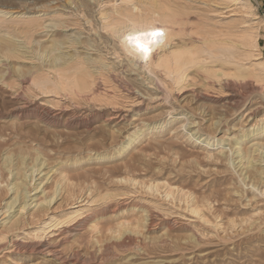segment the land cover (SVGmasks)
I'll return each mask as SVG.
<instances>
[{"label":"rangeland","instance_id":"rangeland-1","mask_svg":"<svg viewBox=\"0 0 264 264\" xmlns=\"http://www.w3.org/2000/svg\"><path fill=\"white\" fill-rule=\"evenodd\" d=\"M147 1L0 0V34L27 57L0 56V264H264V175L259 189L245 184L250 165L239 161L250 147L254 167H264V133L244 136L264 124V80L248 79L250 93L237 87L248 93L233 107V78L211 59L162 76L124 56L107 27L150 13ZM160 1L184 19L153 60L215 39L262 71L264 0ZM49 38L75 42L51 55L82 52L102 72L91 91L41 92L29 81V68L49 60L39 54ZM90 56L100 63L88 65ZM60 239L66 261L27 249Z\"/></svg>","mask_w":264,"mask_h":264},{"label":"bare ground","instance_id":"bare-ground-1","mask_svg":"<svg viewBox=\"0 0 264 264\" xmlns=\"http://www.w3.org/2000/svg\"><path fill=\"white\" fill-rule=\"evenodd\" d=\"M67 2H69V5H72L75 3L74 0H67ZM147 3L149 5L148 11H150V13H146L143 15L136 14V15L130 16L127 20H120V21H118L117 24H115L111 27L110 26L107 27L109 29L111 35L117 39V44L119 45V49L121 50V52L124 53V56L126 55L133 60H137V61L142 62L144 65L146 64L150 68L151 71H153L155 74L160 73V74H162V76H163V74L167 75V76L168 75L171 76L170 74L172 72L176 73V72L180 71L184 64L187 65L186 64L187 62H192V63L195 62V63L200 65V64H202V61L204 58H205V60L211 59V61H213L215 64L220 66L221 70H220V72L218 71L219 72L218 74L220 76H227L229 79L233 78V80L231 79L232 81L228 84V91L226 90L228 93H226L227 97L225 99V104H227L229 106H233V107L236 106V104H239L243 99L247 98V97L244 98V95H245L244 92H246L247 90L249 91V93L252 92V88L248 87V85L250 84V82L247 81L248 79H254L256 82H261L264 80V67H263L261 72H256L254 70H251L250 68L244 67L242 61L246 60L249 57V53H246V51L244 49H240V48L234 46V43H232L231 41H225V42H222L221 44H219V42L216 41L215 39H212L209 41L205 40L204 41L205 47H202V48H186V49H184L183 47H178L177 50L173 53V55H171V56L158 55L157 59L153 60L152 57H153L154 51L158 47H160L164 42L160 46H157V44L159 43V38L161 35L152 36V35H146L145 33H151V32L162 33L163 31H166L168 34L166 42H168L171 39L173 30L175 29L174 26L175 25L179 26L181 24L182 20L184 19V16H183L184 13L182 10L173 9L167 4H162L160 0H148ZM53 25H55V24H53ZM58 26H59V24H58ZM30 29H33V28H30ZM180 29H182V28H180ZM29 33H31V32H29ZM56 34H58V33H56ZM25 35H26V32H25ZM29 35H31V34H29ZM9 36H12V35H9ZM9 36L7 34L6 35L0 34V56L6 57V58H13V57H17V58L18 57L19 58L25 57V58H27L26 56H23L18 52L19 51V49L17 48L18 45H15L17 43V42H15L16 38L13 39L14 38L13 36H12L13 38L9 37ZM59 39L60 38H53V39H50V41L47 40L48 44L50 42L49 45L48 44L44 45L43 43H41V40H38L41 43L39 54L43 53V54H45V57L47 56V58L49 56V60L46 61L47 63L44 66H41V67L38 66L36 68H33L32 70H31L32 66H31V68H29V70H30L29 71V81H31L35 85V87L37 89H39L41 92H47L50 90H54L56 88H58V89L59 88L60 89L65 88L69 91H79V92L91 91L92 87L94 85L96 76L99 77V75H102V72L96 73V71H97L96 70L95 73L97 75L94 74V71L92 73L88 69V66L86 67L83 64V62L81 61L82 60V52L81 53L68 54V52L64 51L62 53L63 49L65 50L67 47H70V46L72 48V46L74 45L73 43H75V42L72 41L71 44L68 46L67 43L69 42V40L67 42L65 40H59ZM63 39H65V38H63ZM78 41H80V40H78ZM78 41L76 40V42H78ZM149 41H152V42L149 43ZM65 44H66V47H64V46L62 47V45H65ZM81 44H84V46L85 45L87 46L90 43L88 44V42L81 41ZM93 45H95V44H93ZM77 46H78V44H77ZM81 47H82V45H81ZM61 48H63L61 52H57L54 55H51V54H53L54 51L61 50ZM87 48L90 49L89 47H87ZM145 48L148 49L149 51L145 52L144 51ZM77 51H78V49H77ZM83 53H84V51H83ZM138 53H143L145 55V57H147V55L150 53L149 59L147 61H141L138 58ZM27 54H28V52H27ZM85 55L87 56V54H85ZM31 57H33V56H31ZM47 58H45V59H47ZM28 59H31V58H28ZM100 59H101V57L93 58V56H92V58H91V56H90V58H87L88 65H90L93 62L94 63L98 62V61H100ZM43 63H45V62H43ZM99 63L100 62H98V64ZM204 65L207 66V63ZM204 65L202 64L200 66L204 67ZM45 66L54 75L53 80H51L48 76V74L50 72H47V73L44 72ZM99 69H101V67H99ZM161 81L163 82V80H161ZM251 84H253V83L251 82ZM237 87L244 88V90L246 89V91L243 92V90L242 91L240 90L243 93L238 92ZM246 93H248V92H246ZM249 95H248V97H249ZM242 102H244V101H242ZM258 133H264V124H262V125L258 124L256 129H254L253 131H251L249 133H246L244 136L245 137L255 136ZM193 134L194 133H188L190 138L194 137ZM148 139H150V138H148ZM134 141L132 140L127 146H125V151H127L131 148ZM243 141H244V139H237L235 141V144L238 146H241L240 144H242ZM238 146L236 148L237 150H238V148L240 149V147H238ZM152 147L158 148L155 145H152ZM243 147H245V146H243ZM245 148L243 150L240 149L241 151L239 150L240 152H242V153H240L241 154L240 155L241 160L239 159V161L241 162L242 159L245 158V160L247 159L246 163H248L250 165L248 167L246 166L247 168L245 167L247 169L246 173L249 174V182L247 183V181H246L245 184L249 185V183H251V186L256 188L259 185L258 179H262V175H264V167L262 169L260 167L255 168L254 166H256V165H254V163H256V162L253 163V161H255V159L254 160L251 159L252 158L251 152L255 151V149L253 151L252 150L250 151V147H248L249 149H245ZM253 148L254 147L251 146V149H253ZM234 153H236V152H234ZM230 154H229V156L233 155V154H231V155ZM227 157H225V159ZM231 158L233 159L232 156H231ZM222 159H224V158H222ZM228 160H230V159H228ZM236 160H235V162H236ZM258 161H259V159H258ZM229 164H231V162ZM234 164L236 165V163H234ZM234 164H231V165L233 166ZM244 165H246V164H244ZM245 168H243V169H245ZM28 171H29V169H28ZM50 171H52V169H50ZM49 172H48V174H49ZM9 173H12V170H9ZM245 174L243 176H245ZM246 177H245V179H246ZM123 179L129 180L125 177H123L122 180ZM6 181H7L6 177L2 174V172H0V189L5 187L4 183ZM9 185H10V183H7L6 187L8 188ZM19 185H21V184L15 183L14 186L12 187V189L14 188L16 190V188H18ZM148 187L149 188H152V187L157 188V185L151 184ZM19 189H18V192H19ZM167 193H168V195H171L172 190L169 188ZM52 197L50 198V201H52ZM16 201H17V198L15 197L14 199L7 202L6 207L8 209H11L13 207V205L16 203ZM193 206H194L193 211H197L198 206H195V205H193ZM153 223H154L153 221H150L149 225H151ZM80 226H84V225H80ZM118 234L121 236L122 232H119ZM129 238L130 237H126V239H128V240H129ZM3 239H4V237L0 236V240H3ZM61 243H62L61 239L56 240V241H52V242L38 241V242H35V243L31 244L30 246H28L27 249L29 248V251H31V252L46 253L47 255H50L56 259L66 261L68 259V257H60L58 255L61 252V251L59 252V250H60L59 247H60Z\"/></svg>","mask_w":264,"mask_h":264},{"label":"clouds","instance_id":"clouds-1","mask_svg":"<svg viewBox=\"0 0 264 264\" xmlns=\"http://www.w3.org/2000/svg\"><path fill=\"white\" fill-rule=\"evenodd\" d=\"M168 37V34L166 31L162 32V35L159 38V43L157 44V46H160L163 42H166ZM150 53L147 55V57H145V55L143 53H138V58L141 61H147L149 59Z\"/></svg>","mask_w":264,"mask_h":264},{"label":"snow or ice","instance_id":"snow-or-ice-1","mask_svg":"<svg viewBox=\"0 0 264 264\" xmlns=\"http://www.w3.org/2000/svg\"><path fill=\"white\" fill-rule=\"evenodd\" d=\"M146 35H152V36H155V35H162V33H157V32H151V33H145ZM152 41H149V43H151ZM145 52H148L149 50L148 49H144Z\"/></svg>","mask_w":264,"mask_h":264}]
</instances>
